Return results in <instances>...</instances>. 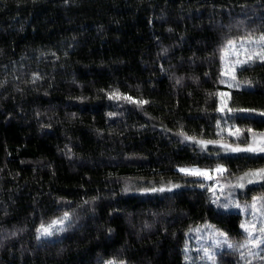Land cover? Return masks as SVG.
Wrapping results in <instances>:
<instances>
[{
    "label": "trees",
    "instance_id": "obj_1",
    "mask_svg": "<svg viewBox=\"0 0 264 264\" xmlns=\"http://www.w3.org/2000/svg\"><path fill=\"white\" fill-rule=\"evenodd\" d=\"M261 33L264 0H0V264H196L185 240L203 224L243 241L242 214L179 169L264 168L199 143L226 124L241 144L264 132V61L227 86L220 51ZM224 91L227 109L255 112L222 115ZM260 195L264 180L237 197ZM63 212L71 226L38 239ZM215 259L244 264L229 248Z\"/></svg>",
    "mask_w": 264,
    "mask_h": 264
},
{
    "label": "snow or ice",
    "instance_id": "obj_2",
    "mask_svg": "<svg viewBox=\"0 0 264 264\" xmlns=\"http://www.w3.org/2000/svg\"><path fill=\"white\" fill-rule=\"evenodd\" d=\"M253 49H256L258 51H253ZM166 51V49H165ZM220 51L227 55L235 54L237 57L243 55L245 59H236L235 65H244L247 63L253 62L255 58L260 59L261 61H264V33H261L258 38H252V37H241L239 42H236L233 39L227 40L226 44L221 47ZM221 59H224V55H222ZM231 63V62H229ZM224 76H228L230 73L227 70H223ZM232 79L235 80V76H232ZM221 82H225L223 79ZM246 83H251V81H246ZM236 87H239V83L237 82L235 84ZM110 96L113 98H119L118 94L109 93ZM226 95L225 93H221V96ZM129 100H131V97H128ZM139 103H146V101H140ZM224 107H221L220 111H224ZM229 112L233 111H239L243 113H249V112H255L254 109H242V110H233L231 108L227 109ZM109 115H113L112 113H109ZM219 123V122H218ZM181 135H184L186 139L192 140L193 137L187 136V134L181 132ZM202 145H207L209 143H215L214 141H199ZM224 150L232 151V152H247V153H264V133L254 134L252 138V142L249 143L245 148H240L239 146L233 147L232 145H224ZM180 172L185 173L186 175H192V176H202L209 180L213 179L211 175H209L208 169H201L198 167H182L179 169ZM214 171L218 174H222L225 171V168L223 165H216ZM251 176L254 179H260L264 180V168H259L255 170H249L248 172L244 173V176L238 178L239 180H243L244 177ZM251 182V181H249ZM219 184V181H217ZM179 185L171 184V188H177ZM200 187H205V185L201 184ZM215 187L216 185H213L211 187H208V191L213 192L215 194ZM219 187L223 191L225 188L224 184H219ZM236 187H239L240 189L245 188V183L241 182L237 185H230L229 190H234ZM169 189V190H170ZM129 189L126 187L124 191H128ZM164 187L161 186L160 188H148V189H140L141 192H162L164 191ZM95 199V198H93ZM213 203L218 205V208L222 212H231L232 208L235 207L236 209H239L241 211H251V214L254 219H258L260 221V227L257 228L256 224L242 220L240 223V228L244 231L246 238L241 242H234L232 241L228 233L223 232L221 229H217L214 226H207L209 230V237L213 241V247L208 248L205 247L202 249L204 255L201 257V259H207L208 261H211V264H216V249L222 248L224 245H227L229 249H233L239 252L240 259L244 261V264H251V261L248 259V257L255 258L259 255L260 251H264V195L260 196H253L252 202L245 203L244 205H241L238 201L233 205L231 202L220 204L219 199L213 200ZM71 214L69 212H63L61 216L52 218L49 222L41 223L40 226L37 228V234L38 239L41 237L47 238L52 237L56 233L64 232L67 230V227L71 226ZM195 231L199 232L200 228L197 227ZM255 233V234H254ZM187 246V245H186ZM185 259H189L188 256H185ZM262 260H264V257H261ZM104 264H116L115 260H108L105 261ZM119 264H124L123 261L119 262Z\"/></svg>",
    "mask_w": 264,
    "mask_h": 264
},
{
    "label": "rangeland",
    "instance_id": "obj_3",
    "mask_svg": "<svg viewBox=\"0 0 264 264\" xmlns=\"http://www.w3.org/2000/svg\"><path fill=\"white\" fill-rule=\"evenodd\" d=\"M255 38H258V37H255ZM236 42H239V41H236ZM253 51H258V50L253 49ZM236 59H245V57L243 55L237 57L235 54H232V55L224 54L223 70H227L230 73L228 76H224V74H223V80L225 81L223 83L227 86H232L234 84V81L232 79L233 71L236 67L240 66V65H235L234 62ZM255 60H260V59L255 58L253 61H255ZM229 62H231V63H229ZM221 93H225L226 95L221 96ZM221 93H220L219 110L221 109V107H224L225 110L220 111L222 113V115H224V114L228 113V111H227V93L225 91L221 92ZM219 132L220 133L226 132V140H216V141H214L215 143H209L206 146L205 145H203V146L207 147V148H211V149L216 150V151H219L221 153H226V154L247 153V152H239L238 153V152H232V151L226 152L224 150V145L230 144L233 147L239 146L240 148L243 149L249 143L252 142V138H253L254 134H259V133H255V132L250 133L247 142L244 144H241L240 142H241L242 135L239 131L235 130L233 127L226 124L224 127L221 126ZM261 133H264V132H261ZM249 154H252V153H249ZM256 154H264V153H256ZM214 169H212V170L208 169L209 175H211L213 177V179H211V180L208 179L207 182L200 180V182H201L200 185L201 184L205 185V187L207 189H208V187L216 185L215 194H213V192L208 191L212 202H213V200H215L217 198L219 199L220 204L231 202L234 205L238 201L241 205H244L246 202L249 204L252 202V199L244 202V201H240L239 198L237 197L239 193L243 192L244 188L240 189L239 187H236L234 190L230 191L229 186L230 185H237L238 183L243 182V183H245V187H246L250 184H253V183L260 181V179H254L251 176H248V177H244L243 180H239L238 178L244 176V174H242L241 176H239L233 180H221L218 178V176H217L218 173H216L214 171ZM195 177L201 178L202 176H199V177L195 176ZM202 178H205V177H202ZM217 181H219V184L225 185V188L223 191L219 187V184L217 183ZM249 181H251V182H249ZM215 205L218 206L217 204H215ZM232 210L239 211L242 214V220L249 221V222L256 224L257 228L260 227V221L258 219L253 218L250 210L245 212V211H241L239 209H236L235 207H233ZM207 226H210V225L203 224L201 226H198L200 228L199 232L195 231V229L197 227H194L193 229H191L187 233L186 240H185V246H184V255L189 257V259H185L188 263L211 264V261H208L207 259H201V257L204 255L202 249L205 247H208V248L213 247V241L209 237V230L210 229H208ZM224 248H228L227 245H224L222 248H217L216 254L218 252H220L221 250H223ZM261 257H264V251H260L259 255L256 256L255 258L248 257V259L251 261V264H260L261 262H264V260H262Z\"/></svg>",
    "mask_w": 264,
    "mask_h": 264
},
{
    "label": "water",
    "instance_id": "obj_4",
    "mask_svg": "<svg viewBox=\"0 0 264 264\" xmlns=\"http://www.w3.org/2000/svg\"><path fill=\"white\" fill-rule=\"evenodd\" d=\"M200 180H203L204 182H207L208 181V179L207 178H200Z\"/></svg>",
    "mask_w": 264,
    "mask_h": 264
}]
</instances>
